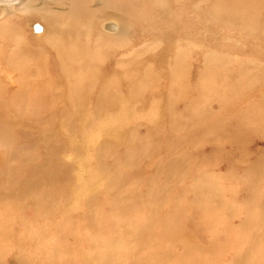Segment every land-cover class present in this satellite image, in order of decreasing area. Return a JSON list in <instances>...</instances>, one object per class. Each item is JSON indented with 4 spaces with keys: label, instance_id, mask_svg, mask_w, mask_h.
Listing matches in <instances>:
<instances>
[{
    "label": "rangeland",
    "instance_id": "obj_1",
    "mask_svg": "<svg viewBox=\"0 0 264 264\" xmlns=\"http://www.w3.org/2000/svg\"><path fill=\"white\" fill-rule=\"evenodd\" d=\"M255 1L0 0V264H55L64 249L78 252L79 246L83 254L103 256L97 264H127L128 238L140 229L135 240L149 233L144 250L163 249L152 264H216L205 253L187 258L188 245L205 249L230 235L245 247L248 238L260 239L254 243L264 251V178L251 172L254 166H261L259 175L264 172V10ZM128 84L133 95L135 84L143 87V110L149 112L142 118L156 121L137 120L127 131L154 135L162 154L174 135L196 164L188 176L176 175L173 185L158 171L161 162L146 154L141 172L133 173L122 135L108 133V126L139 114L121 117L105 105L92 112L88 102L102 89L118 86L109 95L116 103L128 99L120 89ZM216 85L235 90L243 85L247 92L237 89L242 90L238 106L227 111L215 97L202 96L216 93ZM74 88L86 98L77 106L71 105ZM224 98L219 99L224 103ZM248 104H261V121L245 117ZM222 116L226 122L216 124ZM170 117L185 123L173 130L164 123ZM194 123L205 136L189 134ZM107 151L106 165L126 166L124 181L114 190L98 182V170L81 163ZM197 181L216 190L200 195ZM46 196L51 207L42 208ZM145 197L153 205L152 220L141 201ZM54 201L56 210L48 212ZM137 204L141 209L119 218L107 232L92 225L93 214L111 224L116 211ZM214 208L219 213L226 208L225 226L205 222ZM177 209L188 214L180 221L164 220V212L169 216ZM78 229L81 238L72 246ZM239 245H215L214 259L260 262L250 249L239 253ZM146 254H139L142 264Z\"/></svg>",
    "mask_w": 264,
    "mask_h": 264
},
{
    "label": "bare ground",
    "instance_id": "obj_2",
    "mask_svg": "<svg viewBox=\"0 0 264 264\" xmlns=\"http://www.w3.org/2000/svg\"><path fill=\"white\" fill-rule=\"evenodd\" d=\"M10 1V0H8ZM253 1V0H251ZM27 2V1H26ZM256 4V6H258V10H264V0H256L254 2ZM4 12V11H3ZM262 12V11H261ZM111 19V18H110ZM105 20V19H104ZM109 20V19H108ZM117 21V20H116ZM101 22H103L101 20ZM104 23V22H103ZM122 28V27H121ZM59 61V60H58ZM60 63V62H59ZM67 72H69L70 74L73 72L71 70V68H65ZM130 81V80H129ZM252 87H249V89H251ZM118 88V86H116L114 89L110 90L108 89V87H106L104 90L102 89L101 94L93 100V102H91L89 100L88 103H91V108H92V112L93 114H96L98 111L97 109L102 106L105 105L107 106V108H115V111H118V115H121V117L123 115H126V112H134L133 114H139L138 116H133L132 118H128V119H121V121L117 124H113L112 126H108V133L112 136V135H122L121 139H123L124 145H127V152L125 155H127L128 160L131 163V166L127 167L129 169H131V171L135 174H138L141 172V167L139 165L140 160L142 159L143 154L149 155L148 159H158L157 162L159 164V162H161V167L158 171H160L161 175H164V177L166 178V180L171 183L172 185L174 184L175 181V176H183L186 177L188 176L192 169L196 168V164L191 160L190 156L187 157L184 151L180 150L178 148L177 143H175V138L174 135H172L171 137H169V143H168V148L169 151L166 154H162L161 152L158 151L157 146L155 145L154 142V135H149V136H145L144 138H142L137 132L132 131L129 132L127 131V128L129 127L128 124H133L135 121L143 119L144 121H149V123H154L156 120H154L153 117H147V119L142 118L145 117L142 114H145L148 111H144V107L142 104V91H143V87H141L138 84H135V91L137 92L134 95L131 93V90H133V87H131L129 84L124 86L123 88H120L121 90H126V94H129L128 99L127 98H120V99H116V103H115V98H111L113 97V92L116 91ZM237 89H242V90H246L247 92V87H244L243 85L240 88ZM235 90L233 87L230 86H215V90L217 91L216 93H201L203 97H205V100H213V97L216 98L218 104L224 109H226L227 111H232L233 109H235L238 106L237 103V99L240 97L239 95H241V91L242 90ZM119 90V91H121ZM211 90V89H210ZM140 91V92H138ZM74 92H76V96L71 98V105L72 106H77V104H79L80 102H85L86 98L83 96L82 93H77L78 92V88H74ZM226 92L229 93L226 94ZM238 92V93H237ZM111 97H110V96ZM224 98V103L222 99L219 98ZM114 102V103H113ZM121 105V106H120ZM128 105V109L125 110L122 108V106L125 108ZM163 105V103L158 104ZM166 106V105H165ZM163 106V107H165ZM96 107V109L93 110V108ZM104 108V107H103ZM120 108V109H118ZM122 108V109H121ZM130 108H136V109H130ZM248 110L246 109V114L245 117L246 118H252L255 121H261L260 120V109H261V104H248L247 106ZM140 109V112H138ZM224 109V110H225ZM225 112V111H224ZM183 115H186V111H183ZM147 114V113H146ZM145 114V115H146ZM185 121V120H184ZM182 119H179V122L176 123L175 120H172V118L170 117L167 121H164V123L167 124V126H170L171 129L176 130L178 129L180 126V124H184V122ZM223 121L226 122V119H223V116L221 118H216V124L220 125V124H224ZM194 122V121H193ZM148 124V123H147ZM198 125L194 123L193 126H190V130H189V134L194 136V138L196 136H201V135H206L202 130H198ZM217 128V126H216ZM226 131V130H225ZM228 131V130H227ZM226 131V132H227ZM115 132V133H114ZM123 132H126V134H124ZM206 132H209V130L206 128ZM152 133V132H150ZM94 134H90L86 136V139L92 138ZM147 137V138H146ZM218 142H221L218 140ZM92 149V148H91ZM90 149V150H91ZM97 152V151H96ZM109 151H107V153H100L99 155H93L92 158H90V160L87 161H81V163L85 166V167H90L91 169H95L98 170V174L99 177L97 178L98 182L104 183L107 187V189H111L114 190L116 188L115 185L119 182V181H124V177H123V169L126 168V166H108L106 165V163L104 162V158L106 159L109 156ZM181 156H184L187 158L188 163H185L184 160L179 159L181 158ZM146 158V157H145ZM115 159H120V157H115ZM118 164V163H115ZM251 172L254 175L257 176H261V178L263 177V170L261 171V174L259 175V172L261 170V166L251 168ZM260 182V181H258ZM207 191V194L211 195L215 190L216 187L212 186V185H204L202 186V182L197 181L195 183L194 186V190L198 191V194L200 193V195H203V192ZM211 189L212 193L209 192L208 190ZM224 189H228V188H224ZM247 197L251 196V192L247 191L246 193ZM198 196V195H197ZM177 197H180V194L177 193ZM201 197H197L196 201H195V205L194 208L196 209L194 213H196L198 211V205H199V199ZM46 200H49V198L46 196L45 197V203L41 204L42 208L46 207V203H49V207H51V201L47 202ZM141 201H143L145 203L144 210L146 212V217L149 220H152L153 218H155V214H153L152 209H153V205L150 204L151 203V199L150 198H143ZM154 201L158 202L157 204H161V198L159 196L155 195ZM262 203L264 205V199L262 200ZM54 206L50 209V211L48 212H54L57 208L58 205V201H54L53 202ZM227 208V207H226ZM224 208L223 211L226 209ZM138 209H141V207L139 208V204H137L136 206H131L129 208H127V212H122L121 210L116 211V215L114 218V222L111 224H104V219L101 217V215L99 213L93 214L92 220L93 223L92 224L95 228L97 227H101L103 229V227H105V232L108 231V229L110 228L111 225H114L116 223V221L119 218H123V217H127V218H131L132 215H130V213L132 212H136ZM219 208L212 210L210 215L208 216V220L205 221L209 224L215 225V226H225L228 222V219H225L223 214V211L221 213H219ZM168 212L171 213V215H167V213H163L164 214V220H169V219H178L179 221L181 219H183L188 213H186L183 209H177V210H169ZM210 218V219H209ZM109 219V218H108ZM77 222H79L77 220ZM249 221L246 220L244 223H248ZM141 230V229H140ZM140 230L132 237V238H128V242L132 245L131 248L127 249L126 253H124V257H127V264H142L141 261H139V254L140 252H143L146 254L147 251H155V252H149L146 254L147 256V261L145 262V264H152V262L159 258L160 255L162 254V248H156L157 249H151L149 248V245L146 246V249H143V244H144V240L146 239L147 235L149 234L148 232H146L143 236H141L140 238L136 239L135 238L139 235ZM173 229H171V227L169 228V233H173ZM103 232V233H105ZM241 232V231H238ZM237 232V233H238ZM77 233L74 238H76L77 236H79L78 239L74 240V244L72 246H77L79 243V240L81 238V232L78 229ZM216 233V232H213ZM175 238V237H172ZM171 238V239H172ZM253 238V237H252ZM252 238H248L247 240V246L245 247V244H238L236 241L231 240V235L230 236H226L224 238H222L221 240L211 243L209 247L205 248V249H199L198 247H194V246H190L188 245V250L187 252H189V255L186 256L187 258H189V256H191L192 252L197 254V255H201L203 253L208 254L209 256H206L209 258V261H215L216 264H220V260H221V255H219L216 259H214L215 257L213 256L214 253V247L215 245H219V246H224V245H228L229 247H234V245H239L240 246V251L239 253H242L244 249H250L252 250V256L255 258H258L260 260V262L258 263H253V264H264V251L261 248H258L256 246V244L254 242H257L258 244H260V239H254V241H252ZM246 239H243L242 242H245ZM149 243V241H148ZM72 246H70L69 248L71 249ZM200 247V246H199ZM148 249V250H147ZM81 250V247L79 246L78 252L76 251H72L68 252L66 249H64L62 251V253H64L63 257L55 259L54 262L55 264H97L96 260H99L101 257H93L94 259L92 260L90 258V256L88 254H83V252H79ZM94 250V249H93ZM55 251V250H53ZM56 252V251H55ZM55 252H53L51 254V256L54 259V255ZM239 253L237 254V257H239ZM205 257V256H204ZM236 257V258H237ZM88 258V259H86ZM64 259V260H63ZM91 259V260H90ZM203 257L200 258V260L202 261Z\"/></svg>",
    "mask_w": 264,
    "mask_h": 264
}]
</instances>
